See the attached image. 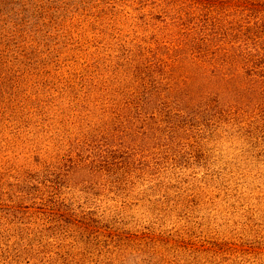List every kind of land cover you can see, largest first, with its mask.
Here are the masks:
<instances>
[{"label":"rangeland","instance_id":"rangeland-1","mask_svg":"<svg viewBox=\"0 0 264 264\" xmlns=\"http://www.w3.org/2000/svg\"><path fill=\"white\" fill-rule=\"evenodd\" d=\"M7 1L0 242L14 252L32 224L87 264H264V80L228 55L238 2L69 0L64 27L36 32L31 10L17 32Z\"/></svg>","mask_w":264,"mask_h":264},{"label":"trees","instance_id":"trees-1","mask_svg":"<svg viewBox=\"0 0 264 264\" xmlns=\"http://www.w3.org/2000/svg\"><path fill=\"white\" fill-rule=\"evenodd\" d=\"M7 0H0V3L3 4ZM15 1H12L10 4L15 5ZM22 6V11L15 12L16 19L14 21V25H10L11 30L14 31H20L24 27V20L21 21L19 18H21V15H23L24 11H31L32 10V18L35 19L37 22L36 32L37 29L39 31H43L44 28L48 27V25H53V29L55 30V25L60 24L62 22V26L64 27L65 23L68 21L66 18L62 19L60 17L65 15V9L63 6L68 5L69 0H18ZM71 1V0H70ZM82 3L85 4L86 1L81 0ZM232 0H221V2H224L227 6L230 5ZM8 2V1H7ZM238 2V7L234 9L235 13L240 14V21L239 23H234L236 25H233V33H242V37H239L240 39L236 41V43L232 44L231 49L229 51V56L236 61L241 68V70L246 73L247 75L260 78L261 80H264V0H236ZM17 4V3H16ZM5 14V15H4ZM21 14V15H20ZM1 16H4L0 22H3V19H7L11 17L12 15H6V13H0ZM31 16V13H30ZM13 18V17H12ZM60 18V19H59ZM74 20V17H73ZM210 22L213 23V28H211L212 33H217V25L215 23V20H211ZM56 31V30H55ZM154 74V71H152ZM152 74V75H153ZM150 74L149 76L152 77ZM156 76V75H155ZM155 81L150 85V89H153L155 93L159 92L160 88L157 85ZM160 85V84H159ZM148 93V89L146 91ZM153 94V93H150ZM157 94H154L152 96H155ZM146 103H155L154 97H149L145 99ZM128 107V106H127ZM168 109H163V113H167L169 116L174 114L182 115L184 114L183 110L179 111H170ZM159 111V110H158ZM128 116V115H127ZM126 116V121L131 123V125L134 127L137 123L131 121L129 116ZM154 118L155 115H152ZM139 123V122H138ZM137 123V124H138ZM214 123V121H212ZM162 125L158 127L160 129ZM141 128V126H140ZM143 131L141 133L137 132H128L127 136H132V134H139L144 135L147 133L146 125L143 123L142 128ZM160 131V130H159ZM132 152L129 153H121L123 156H118L113 159V161L109 162V160H106L109 164H130L129 159H132L133 163L135 161H138L135 157L130 156ZM106 158V157H105ZM69 159V158H68ZM70 163L74 164L73 161L70 159ZM152 169V168H151ZM149 169V170H151ZM49 183H54L51 180H48ZM45 199H38L37 203L38 205H42V207L35 208L36 211H38L39 215L45 214L47 212V209L45 208ZM52 224L47 225L45 228H49ZM54 226V225H53ZM29 231L28 238L29 241H27L24 236L23 239L20 238L18 235V238H20V245L18 244L17 248L14 252H10L9 250L12 249L14 241L12 242V246H10V241H6V243L0 242V264H87L86 262H81L76 258H73L70 251L72 250L73 245H69L66 241H64L67 237L66 233L55 236V239H47L45 236L40 238L38 241L37 235L38 233H42V231H39V228L34 225L32 227V224L30 227H26ZM96 227H94L95 230ZM97 231V230H95ZM24 232V231H23ZM114 232V231H113ZM110 229H104L100 231L99 234H105L108 233L110 235L111 240L114 242L116 237L119 235L116 232L113 233ZM131 235V234H130ZM35 237L37 239V243H33L32 238ZM147 238L150 237L148 234L146 236ZM140 238V234H132L130 236V239L138 240ZM155 238V237H154ZM157 240H152V248L154 249V245ZM23 243V244H22ZM109 244V243H108ZM217 246V244H214ZM54 249V250H51ZM6 253L7 257L3 258L1 257L2 253ZM261 260L257 258L253 261L252 264H260ZM92 264H101L96 263L92 261Z\"/></svg>","mask_w":264,"mask_h":264}]
</instances>
